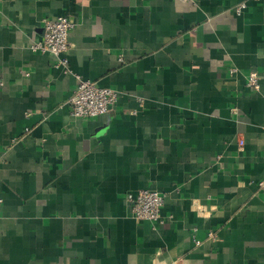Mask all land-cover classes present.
Listing matches in <instances>:
<instances>
[{"label":"crops","instance_id":"crops-1","mask_svg":"<svg viewBox=\"0 0 264 264\" xmlns=\"http://www.w3.org/2000/svg\"><path fill=\"white\" fill-rule=\"evenodd\" d=\"M58 16L67 74L29 47ZM75 76L113 108L71 118ZM262 180L264 0H0V264H264Z\"/></svg>","mask_w":264,"mask_h":264},{"label":"built area","instance_id":"built-area-1","mask_svg":"<svg viewBox=\"0 0 264 264\" xmlns=\"http://www.w3.org/2000/svg\"><path fill=\"white\" fill-rule=\"evenodd\" d=\"M188 2L190 0H177ZM256 1V0H253ZM244 3L238 5L234 10L240 14L244 8ZM75 27L73 21L66 16L55 18H43L41 20V37L39 40L31 41L29 47L34 52L46 54L54 59L55 65L61 67L64 74L68 70V52L71 49L69 33ZM28 76V73H25ZM72 95L68 100L69 115L73 119H94L107 114L118 99V92L113 89L100 87L97 83L84 80L78 76ZM246 86L254 91L259 88L258 77L255 73H250L247 77ZM26 132L29 130L26 129ZM259 189L264 192V180L257 183ZM126 201L130 205V212L134 219L147 221L156 225L160 223V211L164 205L165 195L154 189H142L136 193L126 194ZM0 197V211L2 206ZM208 240H214L215 235L209 231ZM193 243L200 245L199 240L193 239Z\"/></svg>","mask_w":264,"mask_h":264}]
</instances>
